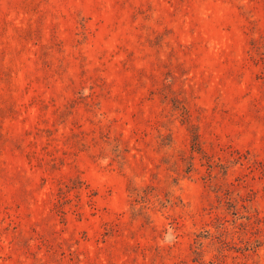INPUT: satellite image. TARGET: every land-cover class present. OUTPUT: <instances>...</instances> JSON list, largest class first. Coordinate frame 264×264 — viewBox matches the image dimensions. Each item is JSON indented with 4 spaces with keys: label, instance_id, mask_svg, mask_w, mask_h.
Here are the masks:
<instances>
[{
    "label": "rangeland",
    "instance_id": "obj_1",
    "mask_svg": "<svg viewBox=\"0 0 264 264\" xmlns=\"http://www.w3.org/2000/svg\"><path fill=\"white\" fill-rule=\"evenodd\" d=\"M0 264H264V0H0Z\"/></svg>",
    "mask_w": 264,
    "mask_h": 264
}]
</instances>
